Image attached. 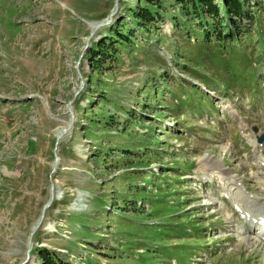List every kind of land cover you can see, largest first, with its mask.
Listing matches in <instances>:
<instances>
[{
    "label": "rangeland",
    "instance_id": "374dc122",
    "mask_svg": "<svg viewBox=\"0 0 264 264\" xmlns=\"http://www.w3.org/2000/svg\"><path fill=\"white\" fill-rule=\"evenodd\" d=\"M114 2L0 0V264L24 261L52 184L28 264H264L232 207L264 215V0L226 41L187 2L119 0L85 49Z\"/></svg>",
    "mask_w": 264,
    "mask_h": 264
},
{
    "label": "trees",
    "instance_id": "16d2710c",
    "mask_svg": "<svg viewBox=\"0 0 264 264\" xmlns=\"http://www.w3.org/2000/svg\"><path fill=\"white\" fill-rule=\"evenodd\" d=\"M151 1L152 0H146V2L149 3H151ZM177 1L189 3L190 7L193 9V13H195L194 14L195 16L198 15L200 9H204V12L207 15L208 19L216 18L217 20H219L218 21L219 29L217 32H215L216 33L215 37L217 40L226 41L229 40V38H233L235 36V33L244 34L245 28L243 26L237 25V23L245 20L256 21L257 19V17L255 18L252 17V14L249 11L250 8H248V10L245 9V5L248 7L250 6L248 0H221V8L215 6L214 0H177ZM157 13H158L157 11L152 12L149 9H144L142 11L135 12L134 16L137 19V21L138 20L140 21L141 19V21H143L144 23H148L154 20L155 14ZM207 18H205V20L202 18L201 21L206 23L205 21H208ZM121 26L122 25H117L116 27H114L116 28V30H114V28L110 30L111 34L116 37L118 36L127 37L126 35H123L122 32H119ZM202 31L206 35L211 30L208 29V27H203ZM258 39H260L259 35H258ZM103 43L104 44L101 45V50H105L106 48H109L108 46H106L105 41ZM91 51L93 50L90 49L89 52ZM38 254L40 257L39 264H69L68 262H65L59 257H57V254L55 255L52 252L41 250V248L39 249Z\"/></svg>",
    "mask_w": 264,
    "mask_h": 264
},
{
    "label": "water",
    "instance_id": "95a60500",
    "mask_svg": "<svg viewBox=\"0 0 264 264\" xmlns=\"http://www.w3.org/2000/svg\"><path fill=\"white\" fill-rule=\"evenodd\" d=\"M118 6H119V0H115L113 9L111 10L109 16L106 19L97 22L96 26L94 27V30L92 32H90L89 36L87 37V39L85 41V49L89 48V46H90L89 43H90V41H91L92 38L96 37L95 36L96 32H98L99 30H101L103 27L111 24V22L114 19V15L117 13ZM78 74H79V72H78ZM81 84L82 85H81L80 90L83 87L82 81H81ZM72 102H73V100L71 102H69V104L67 106V109H68V111L70 113L71 118H73V115H72V107H71ZM262 140H264V137H261L259 141L261 142ZM57 164H58V156L55 153L54 154V161H53V164H52L51 174H54L55 173V170L57 168ZM53 189L54 188H53V184H52L51 185V188H50V198H49L48 202H46V204L43 206L42 211H41V215H40L38 221L36 222L35 226L31 230V234H30V236L28 238V242H27V250H26V254H25V259L20 264H28V261L30 260V257H31L30 256V252H31V248H32V237L34 236V232L40 227V225L42 223V220L44 218V213L47 210V208L51 205V203H52V201L54 199Z\"/></svg>",
    "mask_w": 264,
    "mask_h": 264
},
{
    "label": "bare ground",
    "instance_id": "6f19581e",
    "mask_svg": "<svg viewBox=\"0 0 264 264\" xmlns=\"http://www.w3.org/2000/svg\"><path fill=\"white\" fill-rule=\"evenodd\" d=\"M115 17V16H114ZM96 24L97 23H95V24H91L90 25V27L92 28L91 29V32L94 30V27L96 26ZM96 34H97V32H96ZM96 34H95V36H96ZM87 39V38H86ZM80 65H81V63H80ZM73 109V108H72ZM71 122V121H70ZM72 122H74V121H72ZM70 124V123H69ZM66 125H68V123L66 124ZM72 125H73V123H72ZM62 130V131H61ZM61 130H59V132L57 133V134H59L58 135V140H59V143H60V140L64 137V135L67 133V132H69V130H70V127H69V129L67 128H62ZM254 135H257V131L255 130V128L253 129V132H252ZM253 144H255L254 142H253ZM256 147L258 146V145H255ZM60 161V160H59ZM217 167L218 166H215V169L217 170ZM214 173H216V172H214ZM217 173H218V175H220V173L217 171ZM208 179V177L206 178V179H204V180H207ZM237 181V180H236ZM236 185V184H235ZM54 192H55V190H54ZM57 192V191H56ZM56 199H57V197H58V199H60V196H59V193L57 194L56 193ZM243 208V207H242ZM243 213H244V215H245V217L246 218H249V222H250V224H253V230L254 231H256V237L257 238H259L260 240H258V242H263L264 241V239L262 240L261 239V237H263L264 238V224H260L261 222H260V220L261 219H264V215H259V216H253V215H251L250 213L251 212H248L245 208H243ZM248 216V217H247ZM264 243V242H263ZM30 261V260H29ZM28 261V262H29Z\"/></svg>",
    "mask_w": 264,
    "mask_h": 264
}]
</instances>
